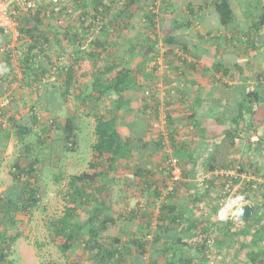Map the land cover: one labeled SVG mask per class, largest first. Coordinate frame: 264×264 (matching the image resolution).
<instances>
[{"label": "trees", "instance_id": "16d2710c", "mask_svg": "<svg viewBox=\"0 0 264 264\" xmlns=\"http://www.w3.org/2000/svg\"><path fill=\"white\" fill-rule=\"evenodd\" d=\"M158 2L162 9L155 11ZM206 2L221 25L246 37L254 50L264 46V0H185L182 7L174 0H61L53 7L44 2L34 14L18 12V39L24 48L19 63L10 60V40L0 30V50L4 48L0 98L9 96L14 82L20 90L36 94L26 107L23 103L5 112L0 104V118L7 122L4 128L0 121V142L6 145L13 135L22 145L11 166L16 185L0 195V264H14V246L24 234L18 225L32 221L41 201L38 173L45 159L52 162L53 145L76 150L74 113L64 118L58 114L69 96L77 102L75 109L85 108V116H92L95 124L87 170L69 177L63 213L47 222L52 240L71 259L68 264H83L69 258L79 246L82 259L92 264H264V185L242 178L243 162L234 157L221 163L215 155L204 158L200 174L193 166L186 169L178 156L185 144L177 140L165 108L168 99L162 76L183 66L174 48L181 47L178 37ZM70 4L80 12L76 19ZM171 6L175 8L170 10ZM184 7L189 18L175 11ZM179 13L182 18H176ZM164 14L171 29L161 36L167 25L158 28L155 18ZM131 29H136L133 37ZM64 44L70 48L66 61L59 62L58 57L53 62L51 49L56 46V54L64 55ZM221 66V62L212 63L215 70ZM233 67L239 69L238 63ZM253 77L256 83L237 90L235 102L226 109L230 124L224 127L217 147L237 149L244 135L264 119V76ZM224 115L217 112L213 122ZM42 117L49 120L41 127ZM141 123L147 124L146 130L136 132L134 127ZM49 128L60 134L48 135ZM170 149L182 166L181 180L171 188L165 153ZM149 151L153 161L159 159L157 173L147 164ZM187 160L196 161L190 156ZM117 182L121 201L113 193ZM226 184L230 188L238 184L235 191L246 199L252 194L263 198L253 204V215L237 230H232L233 221L216 218L219 201L226 198ZM110 224L121 234L106 232ZM233 248L242 254L234 262L228 258Z\"/></svg>", "mask_w": 264, "mask_h": 264}, {"label": "crops", "instance_id": "0c3cea01", "mask_svg": "<svg viewBox=\"0 0 264 264\" xmlns=\"http://www.w3.org/2000/svg\"><path fill=\"white\" fill-rule=\"evenodd\" d=\"M198 9L194 17L195 21L191 17L192 24L185 28V32L178 37L181 47L174 48L179 53L181 61H184L183 66L181 65L180 70L177 71L171 69L162 76L166 99H168L165 108L170 115V124L177 134V140L182 145L185 144L182 153L180 152L178 156L183 166L186 169L193 166L196 174L203 173L201 166L204 158L215 155L217 162L221 163L226 158L234 157L243 162L246 172H243L242 178L263 186L264 119L256 126V129L250 130L247 136L244 135V141L238 145L237 149L232 151L231 148H222V144L217 147V144L222 140L224 127L230 124V113L229 111L226 113V109L229 110V105L235 102L238 95L237 90L255 84L257 80L253 75L264 76V46L259 45L258 49L254 50L249 40L236 33L234 28L231 30L229 26L217 25L218 19L213 15L210 7ZM183 12L189 18L188 12L185 10ZM199 12L202 18L196 22ZM180 16L183 14L181 13ZM140 24V22L135 23V25ZM158 28H160L159 25ZM164 29L169 31L171 25H167ZM130 31L129 36L133 37L136 29ZM236 43L242 46L240 52H246L238 62L233 56ZM206 51L210 53L206 54ZM214 62H221V68L213 69L212 63ZM234 62L238 63L239 69L233 67ZM217 112H223L225 115L214 123L213 116ZM146 127V123H141L135 126L134 130L141 132L143 129L146 130ZM168 151L165 152L167 156L175 155L171 149ZM151 153L153 151H149L147 156L149 157ZM188 156L194 157L196 161L188 163ZM156 161L159 162L158 157H155L153 161L151 156L147 161L154 173L161 169V166L156 165ZM201 179L202 176L199 175L197 180ZM235 188L238 189L239 185H235ZM248 197L246 200L252 207L253 204L258 205L263 201V198L258 195L252 194ZM244 223L234 222L232 230L240 229ZM256 228L259 229V226ZM234 239L240 241V237ZM249 239V235L246 236L247 241L245 242H249ZM235 248L229 249L232 252L228 254L231 261H235L237 256L239 259L242 258V254H239L237 250L234 251Z\"/></svg>", "mask_w": 264, "mask_h": 264}, {"label": "rangeland", "instance_id": "374dc122", "mask_svg": "<svg viewBox=\"0 0 264 264\" xmlns=\"http://www.w3.org/2000/svg\"><path fill=\"white\" fill-rule=\"evenodd\" d=\"M174 2L178 3L180 7L185 4V0H174ZM119 3L120 2L118 1L115 4L114 8L118 7ZM207 4V2L203 3V8L207 7ZM143 6L144 5H142V7ZM174 8L175 7L171 6L170 10H173ZM71 9L72 18L76 19V14H79L80 12L74 5H71ZM161 9L162 7L160 6V2H158V4H156L155 6V11H159ZM183 10H185V7ZM183 10L178 9L175 11L178 13V11L180 12ZM180 14L181 13L176 15V18H179ZM197 16L199 18L196 20V22H198L202 18L200 12ZM155 19V25H167L166 23L168 19L165 14L159 16V18L156 17ZM192 19L194 20L195 18ZM217 23V25H221L219 22ZM54 24L57 25V22H55ZM94 25L100 24H96L95 22ZM167 33V29H161L160 31L161 36ZM14 45L19 49H24L23 43H21L20 39H17ZM24 47H26V44L24 45ZM68 48V44H64L63 52L65 54L60 55L59 53L56 54L58 52V49L56 48V46H54L51 49V53L49 54L53 62H56L58 57L62 59L59 60V62L66 61V54L69 53ZM241 48L242 46H236L235 50H233V52H235V55L233 53V56L236 58V62H238V59L244 55L242 54L244 52H240ZM209 53V51H206V54ZM48 77H50V75L45 77V81L48 80ZM41 86L42 85H40V89ZM28 91L30 92L22 91V89L20 90L18 88L17 82L12 83L11 90L9 91V96L7 94H4V96H2V104L4 105L3 108L5 109V112L11 108H20L23 106V103L24 107H26L27 104L32 103L36 98L35 90L28 89ZM5 96L7 98L6 101ZM76 104V100H74L73 97L69 96L68 103L65 104L62 110L58 113L61 118H64V115L69 114V112L74 113L73 115L75 116V124L78 127L76 131V150L64 151L61 146L57 147L55 146L56 144H54L53 148H56L55 151L53 149L54 157H52V162H49L48 159H45L42 167H40L37 184L41 185V187L43 188L41 201L33 212L32 221H30L27 225H24L22 223L18 225L19 229L24 231V234L17 240L14 246V264H68L67 261L71 260H68V258L65 257L66 254L60 252L57 246V241L52 240L51 234L47 229V222L52 217H59L62 215L65 205L63 195L67 188L69 177L71 175L86 171L87 164L91 156L90 145L94 140L93 128L95 120L92 116H85V108H80L78 110L75 109ZM40 113L42 114V116L45 115L44 110H41ZM40 120H43V123L40 124L41 127L44 123H46L45 125H48L49 118L42 117V119ZM0 121L2 123V127L5 128L7 126V122L5 121V119L0 118ZM48 131H50L48 135H52L53 137H56V133L60 134V131L53 130L52 128H49ZM37 132H40V127H38ZM16 140L17 139H15L12 135L6 145H3V143L0 142V195H2L4 191L11 189L13 185H16V182L12 176L11 166L15 160V157L21 151L22 146L21 143L17 142ZM50 142L51 144H53V142L48 139L47 143ZM121 171H119V174L123 173V171ZM118 182L113 193L114 197L121 201L122 199H120V196L122 195V192L119 188L120 183ZM133 202L134 201L131 199L130 204H133ZM219 202L220 204H223V200L220 199ZM114 227L115 226L113 224L108 225V229L106 230V232L119 234L121 231ZM82 250L83 248L79 246L73 253L70 254V256L68 255L69 258L73 256L77 262L82 261L83 264H92V261L85 258L84 260L82 259ZM215 259H217V257H215Z\"/></svg>", "mask_w": 264, "mask_h": 264}, {"label": "built area", "instance_id": "2783aa9c", "mask_svg": "<svg viewBox=\"0 0 264 264\" xmlns=\"http://www.w3.org/2000/svg\"><path fill=\"white\" fill-rule=\"evenodd\" d=\"M44 2H49L53 7L59 4L61 0H0V30H2V33L10 40V44L8 45L10 60L17 62L18 59L23 56L22 51L16 49L14 45L19 35V23L16 20L18 12L34 14L38 5ZM14 4L19 6V8L16 9ZM1 50H4V48H1ZM0 104H2V99H0ZM160 120L162 123L164 121V116H162ZM166 163L170 170L169 185L171 188V185L181 180L182 166L174 156H169ZM228 174L232 175L235 173L229 171ZM235 190V187L230 188L228 184L225 185L223 192L226 194V198L223 200V204H220L216 213V218L219 222L240 221L237 217V209L241 205L249 204L245 196Z\"/></svg>", "mask_w": 264, "mask_h": 264}, {"label": "water", "instance_id": "95a60500", "mask_svg": "<svg viewBox=\"0 0 264 264\" xmlns=\"http://www.w3.org/2000/svg\"><path fill=\"white\" fill-rule=\"evenodd\" d=\"M254 213V209L250 204L241 205L237 209V217L240 221L246 222Z\"/></svg>", "mask_w": 264, "mask_h": 264}, {"label": "clouds", "instance_id": "9594fccd", "mask_svg": "<svg viewBox=\"0 0 264 264\" xmlns=\"http://www.w3.org/2000/svg\"><path fill=\"white\" fill-rule=\"evenodd\" d=\"M15 48H16V49H18V50H20V51H22V50H23V49H19V48H18V47H16V46H15ZM1 52H2V51H0V53H1ZM22 57H23V56H22ZM22 57H21L20 59H18V61H17L18 63L20 62V60L22 59ZM14 62H15V61H14Z\"/></svg>", "mask_w": 264, "mask_h": 264}]
</instances>
